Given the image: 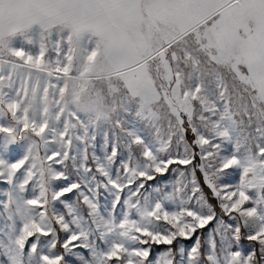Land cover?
I'll return each instance as SVG.
<instances>
[{
    "label": "snow or ice",
    "instance_id": "snow-or-ice-1",
    "mask_svg": "<svg viewBox=\"0 0 264 264\" xmlns=\"http://www.w3.org/2000/svg\"><path fill=\"white\" fill-rule=\"evenodd\" d=\"M0 264H264V0H0Z\"/></svg>",
    "mask_w": 264,
    "mask_h": 264
},
{
    "label": "rangeland",
    "instance_id": "rangeland-1",
    "mask_svg": "<svg viewBox=\"0 0 264 264\" xmlns=\"http://www.w3.org/2000/svg\"><path fill=\"white\" fill-rule=\"evenodd\" d=\"M96 151H97V154L99 155V154H101V149H100V145H99V138H98V142H97V149H96ZM169 182L171 181V179H172V177L171 176H169Z\"/></svg>",
    "mask_w": 264,
    "mask_h": 264
}]
</instances>
